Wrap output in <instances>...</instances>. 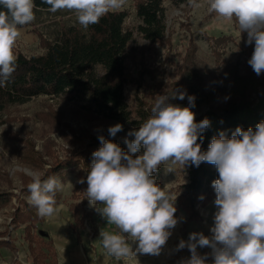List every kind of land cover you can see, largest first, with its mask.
Listing matches in <instances>:
<instances>
[{"label":"clouds","instance_id":"clouds-1","mask_svg":"<svg viewBox=\"0 0 264 264\" xmlns=\"http://www.w3.org/2000/svg\"><path fill=\"white\" fill-rule=\"evenodd\" d=\"M49 11L74 13L84 29L99 23L111 11L121 9L126 0H42ZM194 9L198 0H188ZM208 11L221 23H234L240 34L247 33L254 49L247 63L257 76L264 74V0H207ZM34 0H0V87L7 86L16 71L14 49L20 28L35 20ZM188 106L174 104L184 100ZM195 97L186 90L173 89L159 95L151 115L138 130L125 139L128 151L103 135L101 146L92 154L86 178L85 196L113 230L102 229L100 243L105 254L117 261L135 259L137 253L157 256L178 223L176 196L161 187L153 173L162 165L199 167L202 162L215 166L218 178L212 181L216 198L211 236L191 233L178 247L191 252L184 264H208L207 255L197 248L208 247L212 264H264V121L246 130L237 127L230 137L214 136L206 151L202 134L210 126L204 118L197 122L192 108ZM119 123L108 128L115 136ZM200 141V142H198ZM139 152V155H133ZM166 171H172L167 167ZM29 203L42 218L59 211L55 195L63 189L59 178L42 179L36 171L28 173ZM79 183H84L81 179ZM203 199V197H201ZM129 241L136 243L133 250Z\"/></svg>","mask_w":264,"mask_h":264},{"label":"rangeland","instance_id":"rangeland-1","mask_svg":"<svg viewBox=\"0 0 264 264\" xmlns=\"http://www.w3.org/2000/svg\"><path fill=\"white\" fill-rule=\"evenodd\" d=\"M135 2L136 0H126L125 5L119 9L129 13L126 28L135 29L139 24L135 15ZM198 3L201 7L194 9L188 0L178 7L171 0H164L167 27L164 44L152 45L135 31L126 52V74L129 80L125 85V99L134 115L139 109H151L159 95L169 94L174 88L186 90L190 95L186 76L191 73L198 74L202 85L210 88L232 74L247 76L252 72L253 69L247 61L252 55L254 45L246 43L247 37L240 34L234 23L219 22L215 14L208 11L207 0H198ZM35 17L36 28L41 29L46 36L53 35L62 20L78 24L74 13L67 16L52 13ZM34 27L20 28L21 35L14 49L15 55L21 53L33 56L44 52ZM207 36H229L233 40L214 50L205 39ZM262 89L264 85L258 90ZM225 101L218 100L203 105L195 112V117L211 106L222 108ZM110 126L111 122L87 111L80 102L63 98L38 96L22 104L5 106L0 110V190L11 194V204L17 205L22 198L23 183L30 178L29 172L36 171L43 175V167L48 168L49 164L65 161L73 152L84 149L91 136L98 137ZM90 165L86 168L79 164L77 171L65 173L59 178L63 184V189L59 191L61 198L57 203L59 211L52 217L44 218V222L37 227L38 232L42 231L54 239L60 264H184L190 258L191 252L187 247L180 249V241L187 242L191 233L212 235L210 229L217 210L215 199L199 209L201 220L192 222L178 208L175 199L178 223L157 256L137 253L135 259L117 261L105 254L100 236L92 237L91 225L88 223L85 229L77 228L83 237L82 244H77L75 233L69 227V224H73L69 206L74 201L71 198L74 188L81 179L85 181L83 186L86 185V188L77 190L81 193L77 202L82 203ZM165 167H171L172 171L165 172L161 187L166 186L176 196L177 187L185 181L183 167L178 164ZM97 207L91 206L87 199L85 209L92 210ZM12 212L10 206L0 211V231L10 230L17 252L13 254L7 248L0 249V264H13L14 259L21 264H29L27 245L23 239L24 228L11 227ZM93 219L99 225V232L114 228L107 225L98 211L94 213ZM66 235L70 237V242H66ZM129 243L135 250L136 243ZM211 251L208 247L197 248L201 256L207 255L208 264H212Z\"/></svg>","mask_w":264,"mask_h":264},{"label":"trees","instance_id":"trees-1","mask_svg":"<svg viewBox=\"0 0 264 264\" xmlns=\"http://www.w3.org/2000/svg\"><path fill=\"white\" fill-rule=\"evenodd\" d=\"M34 2L37 6L34 10L35 16L52 14L49 6L42 3V0ZM171 2L178 7L187 0ZM55 14L67 16L71 12L57 11ZM128 15L126 10L111 11L102 17L99 23L90 25L87 29L68 20H62L51 36H46L41 29L36 28V20L23 26H35L34 31L41 40L44 52L33 56L21 53L16 55V71L7 86L0 87V110L7 105L22 104L38 96L80 102L87 111L111 122V126L117 123L123 126L122 131L114 137L108 130L101 135L128 151L125 139H134V136L128 135L129 132L138 130L151 115V109H139L134 115L126 102L125 85L129 80L126 74L127 48L133 41L135 31L150 44L156 45L166 43L167 30L164 0H136L135 15L139 24L135 29L126 28ZM241 34L247 37L246 32ZM205 39L214 50L233 40L229 36L216 38L207 36ZM227 77L209 88L202 85V79L198 74L191 73L186 76L188 93L195 97V107L192 108L194 113L205 104L226 100L222 108L211 106L195 117L197 122L204 118L210 120V126L202 134L203 151L207 150L212 138L221 132L230 137L237 127L245 130L249 127L254 129L260 121H264V89L258 90L264 85L263 74L257 76L252 70L247 76L232 74ZM172 103L182 107L188 106L187 97L184 100H172ZM98 137L91 136L84 149L73 152L65 161L49 164L48 168L43 167L42 179L50 176L60 178L65 173L75 172L79 164L87 168L93 160V152L101 146ZM139 154L137 152L133 155ZM182 169L185 181L176 189L178 208L187 215L189 222L200 221L199 209L216 198L212 181L218 178V173L214 165L206 162H202L199 167L186 166ZM165 172L166 167L162 165L153 173L160 186ZM30 182L29 177L24 181L21 189L22 198L17 205L11 204V194L0 190V211L10 206L13 209L10 214L11 227L24 228L23 239L27 245L29 264H59L54 240L48 234L37 231L44 218L38 216L36 208L29 203L30 193L27 185ZM82 188H86L83 183L75 186L71 197L74 201L69 206L73 216V224H70V227L79 244L82 243L83 237L77 228L85 229L88 223L91 225L92 235L99 234V225L93 221L97 209H85L87 205L85 194L82 203L77 202V198L81 196L77 190ZM60 198L58 191L55 195L57 203ZM2 248L9 249L13 254L17 252L9 229L0 231V249ZM13 264L21 263L14 259Z\"/></svg>","mask_w":264,"mask_h":264},{"label":"crops","instance_id":"crops-1","mask_svg":"<svg viewBox=\"0 0 264 264\" xmlns=\"http://www.w3.org/2000/svg\"><path fill=\"white\" fill-rule=\"evenodd\" d=\"M69 227H70V224H69ZM92 235V234H91ZM98 236H100V232H99V234L97 235V236H93L92 235V237H98ZM51 237V236H50ZM75 237V242L77 243V244H79L78 242H77V240H76V235L74 236ZM52 238V237H51ZM53 239V238H52ZM70 237L68 236V235H66V237H65V240H66V242H70ZM54 240V239H53ZM54 243H55V241H54ZM82 244V243H81ZM80 244V245H81ZM55 246H56V243H55ZM56 249H57V247H56ZM59 251L57 250V253H58ZM58 259H59V254H58ZM60 264V263H59Z\"/></svg>","mask_w":264,"mask_h":264}]
</instances>
